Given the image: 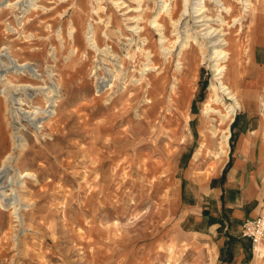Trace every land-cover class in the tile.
<instances>
[{
    "label": "rangeland",
    "instance_id": "374dc122",
    "mask_svg": "<svg viewBox=\"0 0 264 264\" xmlns=\"http://www.w3.org/2000/svg\"><path fill=\"white\" fill-rule=\"evenodd\" d=\"M91 1L84 0L85 14L92 11ZM126 1L122 10L110 0H104L103 6L115 13L126 34L136 38L133 58H127L126 66L137 76L144 56L138 49L139 36L130 31L125 19L134 12L127 5L137 3ZM74 2L42 0L56 7L36 8L24 26L14 15L18 10L0 11V45L7 36L2 31L5 22L24 27V35L11 32L9 39L24 48L21 57L32 58V66H38L46 80V67L53 63L60 85L55 113L42 118L38 139L32 127L26 132L32 150L20 158L19 165L36 175L25 178L30 203L26 222L0 207V264H264V259L256 263L251 243L241 242L239 222L230 221L232 211L224 195L219 187L213 189L219 167L215 151H201L208 126L205 105L214 79L208 62L199 54L193 65L184 61L183 86L188 95L184 104L175 107L164 97L169 92L160 84L172 79L175 60L161 75L151 74L152 81L160 80L155 89L149 86L151 103L143 100L145 89L133 83L123 93H114L119 87L110 85L99 91L91 74L101 54L88 47L82 26L78 44L88 47L89 55L80 52L66 60L64 49L58 60L50 61L51 43H59L57 29L65 27L73 8L63 20L59 12ZM147 2L152 14L155 1ZM210 5L215 11L213 1ZM163 23L172 34L169 20ZM246 29L239 35L242 42L243 38L250 42ZM151 30V49L158 54L159 35L155 28ZM30 32L35 37L26 38ZM100 35L106 39L102 30ZM259 35L262 41L251 45L253 60L243 57L250 82L257 78L252 69L264 66V34ZM120 38L112 27L109 41L103 40L102 46L109 42L125 54L128 40ZM110 93L113 101L107 100ZM262 95L264 87L255 84L245 94L246 107L253 113L245 110L235 115L227 155L236 151L246 132L254 134L257 149L263 148ZM11 128L6 127L8 133ZM8 148L0 142V164Z\"/></svg>",
    "mask_w": 264,
    "mask_h": 264
},
{
    "label": "bare ground",
    "instance_id": "6f19581e",
    "mask_svg": "<svg viewBox=\"0 0 264 264\" xmlns=\"http://www.w3.org/2000/svg\"><path fill=\"white\" fill-rule=\"evenodd\" d=\"M110 1L116 7H120V10L124 9L127 2L126 0ZM134 1L137 5L130 4L126 7L134 12L126 15L125 19L130 23L128 25L130 31L136 33L141 42L138 49L144 60L141 62L139 75L135 76V73L126 66L127 58H133L132 43L136 38L125 33L111 9L105 10L104 0H92L90 3L92 11L89 14L84 13V0H77L73 3L75 6L65 7L59 12L60 20H63L70 13V8H73V14L69 15L65 27L57 29L59 43H51V60H49L53 62L58 60L64 49H67L66 60H71L80 52L89 55L90 52L87 50L89 47L101 54L91 74L95 89L105 91L110 85V88L119 87L114 93L119 91L123 93L128 89V84L133 83L145 89L146 95L143 100L146 103L153 101L149 96V86L155 89L160 81L159 78L152 81L151 74L161 75L168 70L169 63L175 60L176 67L172 79L160 83L161 87L169 92L164 97L172 107H175L184 104L188 95L183 86L187 76L182 75L187 67L184 61L187 59L191 61L189 65H193L192 62L197 60L196 56L199 54L214 72V79L210 85L211 96L205 105L208 126L203 132L201 151H215L213 156L222 161L229 153L225 148L229 147L232 135L231 124L235 121V115L247 106L245 94L254 84L264 87L262 69L257 71V78L253 82L245 76L243 69L244 55L250 59L251 45L256 44L258 39L259 42L262 41V36L259 34H264V0H154L155 9L152 14L147 11L148 0ZM211 1L215 11L210 5ZM41 2L42 0H0V11L4 8L18 10L19 12H15L14 15L18 23L24 26L25 19L36 8L56 7L46 6ZM238 4H240L239 10H237ZM178 10H180L179 14H177ZM167 19L173 26L172 34L167 31V26L163 23ZM48 26L50 27L51 24ZM81 26L88 47L78 44ZM112 27L118 31L120 39L128 40L124 44L125 54H120L118 47L110 45L109 42L102 46L103 40L109 41ZM152 27L159 35L156 42L158 54L151 49ZM20 28L11 22H5L2 31L4 36H7L4 40L1 39L3 42L0 45V140L9 147L0 164V207L9 210L16 220L25 223V211L30 205L25 195L27 187L25 178L36 177L35 172L31 170L24 172L19 165L20 158L27 151L32 150L26 132L28 126L32 127L34 129L32 135L38 139L37 132L41 131L44 124L42 118L55 113L60 85L56 82L59 73L55 71L53 63H49L46 67L49 79L46 80L45 73L41 72L38 66H32L35 63L32 58L21 57L24 48L9 39L11 32L25 33V28L22 27L21 30ZM245 29L250 36V42L245 38L242 42L239 37ZM101 30L106 39L101 37ZM25 37H35V34L30 32ZM161 58L163 60L158 62ZM179 92H182V96H179ZM111 93L107 100L113 101L115 96ZM40 98L45 99L44 102H41ZM261 113L264 131V95L261 98ZM9 125L12 128L8 133L6 127ZM263 259L264 241L255 249L256 263Z\"/></svg>",
    "mask_w": 264,
    "mask_h": 264
},
{
    "label": "crops",
    "instance_id": "0c3cea01",
    "mask_svg": "<svg viewBox=\"0 0 264 264\" xmlns=\"http://www.w3.org/2000/svg\"><path fill=\"white\" fill-rule=\"evenodd\" d=\"M250 60L252 61L253 57ZM260 69L264 72V66H256L252 72ZM245 110L249 114L253 113L247 107L242 111ZM253 135L249 132L242 133L236 151L216 163L219 167L214 179L216 186L213 189L220 188L226 207L232 211L230 221H238L240 227L246 218L260 213L264 204V149L261 146L256 148L257 142ZM241 242L246 245L250 243L249 239L244 237Z\"/></svg>",
    "mask_w": 264,
    "mask_h": 264
},
{
    "label": "built area",
    "instance_id": "2783aa9c",
    "mask_svg": "<svg viewBox=\"0 0 264 264\" xmlns=\"http://www.w3.org/2000/svg\"><path fill=\"white\" fill-rule=\"evenodd\" d=\"M242 237L249 239L253 250L264 241V209L253 217L246 218L241 227Z\"/></svg>",
    "mask_w": 264,
    "mask_h": 264
}]
</instances>
